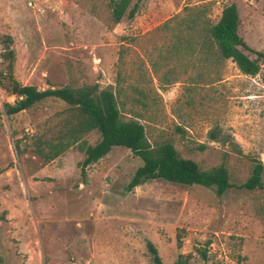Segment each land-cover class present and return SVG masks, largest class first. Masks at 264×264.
I'll use <instances>...</instances> for the list:
<instances>
[{"label":"rangeland","instance_id":"rangeland-1","mask_svg":"<svg viewBox=\"0 0 264 264\" xmlns=\"http://www.w3.org/2000/svg\"><path fill=\"white\" fill-rule=\"evenodd\" d=\"M108 2L0 0V71L11 47L22 84L110 88L121 118L138 119L152 145L169 142L201 169L225 162L233 186L218 195L152 179L127 191L142 161L121 146L84 176L76 146L46 162L32 142L58 136L69 105L46 98L7 116L3 105L15 96L0 86V264H153L147 241L163 264L179 254L189 264H264V190L236 187L250 158L264 163V64L243 74L208 31L235 3L240 36L264 52V0H145L118 23Z\"/></svg>","mask_w":264,"mask_h":264},{"label":"trees","instance_id":"trees-1","mask_svg":"<svg viewBox=\"0 0 264 264\" xmlns=\"http://www.w3.org/2000/svg\"><path fill=\"white\" fill-rule=\"evenodd\" d=\"M143 1L145 0H109L108 7L113 21L118 23L124 17L132 19ZM239 24L237 5L227 4L222 8L218 21L210 26L209 37L215 43L222 58L231 59L243 74L253 76L259 73L264 64V52L251 48L244 41L238 31ZM4 40L9 45L12 37L5 35ZM246 51L254 54L255 57H250ZM2 58L7 61V68L5 72L0 71V86L15 96L13 103H4L5 115L17 114L46 98L59 99L69 105L68 116L64 119L61 133L54 139L45 140L37 137L32 142L33 151L44 161H51L70 147L76 146L84 155L79 163L81 176H84L89 164L104 157L113 147L121 146L129 149L142 161L125 185L127 191L152 179H162L187 186L197 184L214 187L218 195H222L233 186L229 181L225 162L201 169L194 160L181 157L173 144L169 142L152 145L146 138L144 125L138 119L121 118L115 94L110 88H102L96 82L80 87L63 85L39 89L33 85L22 84L15 78L13 48L6 49ZM3 79L7 81V84H4ZM92 131L99 135L94 144L84 139ZM13 134L15 135V132ZM218 134L216 130L208 133L213 140L218 139ZM20 141L21 138L15 139L14 146L17 153L22 152L19 148ZM231 145L233 151L242 154V150L234 141ZM250 160L252 166L249 176L236 187L246 190H264L262 180L264 163L260 159L250 158ZM146 247L153 264H163L156 247L149 241ZM199 254L202 259H206L205 250H199ZM188 257L189 255L179 254L174 264H189Z\"/></svg>","mask_w":264,"mask_h":264}]
</instances>
